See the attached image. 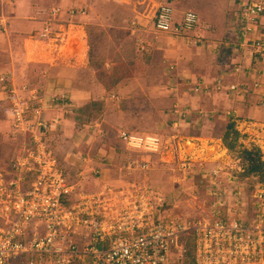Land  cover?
<instances>
[{
	"label": "built area",
	"instance_id": "2783aa9c",
	"mask_svg": "<svg viewBox=\"0 0 264 264\" xmlns=\"http://www.w3.org/2000/svg\"><path fill=\"white\" fill-rule=\"evenodd\" d=\"M57 11L52 8L49 14ZM152 19L155 32L174 37L184 36L198 24L193 11L184 12L175 22L167 3L155 8ZM233 21L240 47H249L251 58L264 56V0L241 3ZM50 33L46 23L39 36L52 40L60 35ZM240 67L235 65L234 72ZM249 70L256 78L264 76V69ZM6 77L0 75V89L7 92L11 125L28 138L11 159L15 178L7 179L0 169V264H11L21 256L25 264H37L46 256L67 262L92 258L93 264H170L171 247L181 251L182 258L186 250L178 243L189 234L194 239L193 264H264V184L257 182L249 193V204L242 205L249 210L245 221L230 214L229 208L209 220L171 215L163 209L160 194L143 181L78 191L79 185L68 182L47 142L46 133L55 130L56 121L42 117V95L28 85L16 89ZM259 85L256 79L254 88ZM242 87L231 84L226 88L240 92ZM202 90L200 84L193 86L194 93ZM118 138L138 154L157 155L163 147L155 134L121 131ZM187 160L182 158L180 165L190 170ZM132 166L145 170L149 162L139 157L129 162L128 168ZM221 168L210 169L215 181L222 182Z\"/></svg>",
	"mask_w": 264,
	"mask_h": 264
},
{
	"label": "rangeland",
	"instance_id": "374dc122",
	"mask_svg": "<svg viewBox=\"0 0 264 264\" xmlns=\"http://www.w3.org/2000/svg\"><path fill=\"white\" fill-rule=\"evenodd\" d=\"M161 1L127 0L126 3H117L112 0H0V20H2L0 33L5 34L6 17L12 14L13 6L14 8L21 5H26L28 8L31 6L34 9V16L38 14L45 16L43 23L49 19L47 23L51 28L56 25V29H51L50 35L54 36L55 33L60 35L55 39L51 37L52 40L45 41L47 45L58 51L67 38L66 14L84 16L80 22H77L83 26L85 31V35H82L87 44L85 70L88 78L93 83H97L100 89L99 100L93 103L95 108H91L90 114L98 123L105 122L104 126L107 128L104 129V133L107 130L108 134H92L90 146L83 151L87 154L92 153L94 157L96 150L105 144L114 148H122L117 140L119 131L155 134L161 138L163 147L159 154L155 156L150 154L144 158L149 162L148 169L139 170L134 166L129 168L125 166L118 170V165L122 162L117 159L107 163L108 166L113 165L114 172L127 175L131 180L147 182L153 190L160 194L164 201L163 209L169 210L171 215L209 220L216 215V212L225 213L229 208L230 214L245 221L248 219L249 210L243 206L249 204V193L256 183V177L243 175L244 164L240 158L239 148L236 147L228 153L222 152L214 155L217 150L212 154L214 156H211L206 153L208 147L202 153L203 150L197 151V146L190 141L195 145L192 149L193 153H190L192 151L185 153L183 145L187 144L186 140L185 138L178 139L181 134H185V130H191L194 123L191 124L190 120L189 124L174 122L175 116L172 111L175 109L173 104H176V100H174L175 92L171 89L177 84L169 80L172 76L168 74V61L174 62V60L166 59L168 57L162 51L163 46L168 43L167 40H163L166 35L155 32L152 25L155 8ZM52 8L58 9L55 14L56 18L51 17V13L49 14ZM58 24H64L66 27L60 28ZM2 28L5 30L2 31ZM73 36L71 34L68 40L72 41ZM0 38L2 39L1 36ZM75 45L73 40L69 46L68 44L61 46L60 50L66 54H74L72 49ZM262 61H264V56H262ZM3 68L0 65V71ZM35 70L32 69L29 73L34 74ZM22 77L24 76L15 75L14 81H8L15 88L28 85L29 88L42 95V91L35 84L23 82L25 78ZM5 98H7V92L0 89V119L7 120L10 127L6 131L3 128L0 129V169L7 179H14V173L11 172V159L15 154L14 150L26 142L28 135L11 125L10 104ZM60 99L62 98L58 95L57 100L60 101ZM55 100L52 99L53 102ZM44 116L46 115L43 112L42 117L47 119ZM57 131L55 129L46 133L47 142L55 157L57 156L60 167L66 173L65 177L68 182L78 184L77 174L83 171L84 167L81 169L77 162L64 163V155L63 158L59 156L53 141L55 134L52 133ZM85 135L82 134L84 138L80 137V139L85 140ZM202 146H205V142ZM140 156L145 157L136 153L132 155V158ZM182 158H188L187 161L192 164L190 170L181 167ZM217 159L223 160L222 168L219 170V178L222 182L215 181L216 177L210 173L213 162ZM71 168L75 170L72 173ZM92 177L95 178L97 175L93 174ZM28 179H30L29 176ZM219 184L220 187H218ZM78 185V191L83 192H91L99 187L97 185L86 187L82 183ZM215 185H217L216 188ZM31 234L28 233V236ZM112 239H106L104 248ZM178 244L183 245L186 251L181 258L179 255L181 251L172 246L169 255L170 264H193V236L189 234L186 239L180 238ZM83 259L73 264H86L89 258ZM11 264H25L24 257L16 258ZM37 264L72 263L67 262V259L59 260L53 256H46Z\"/></svg>",
	"mask_w": 264,
	"mask_h": 264
},
{
	"label": "crops",
	"instance_id": "0c3cea01",
	"mask_svg": "<svg viewBox=\"0 0 264 264\" xmlns=\"http://www.w3.org/2000/svg\"><path fill=\"white\" fill-rule=\"evenodd\" d=\"M248 1L254 0H162L158 5L169 4L173 9L175 22L180 21L186 11H193L198 17L197 26L184 36L174 37L163 33L166 35L163 40L168 43L163 46L162 51L168 57L166 59L174 60L168 61V74L172 76L169 80L177 84L171 89L175 92L176 100L172 111L174 122L189 124L190 120L191 124L194 123L192 129L185 130V134H181L178 139L185 138L186 143L192 141L199 152H205L206 147L215 145L219 150L214 155L228 153L222 137L228 122H234L240 133L237 144L246 148L259 147L262 152L261 160L264 161V76L256 78L253 71L249 70L254 67L264 69V61L262 57L251 58L249 47H240L241 40L233 31V20L240 4ZM126 2L127 0L123 3ZM11 13L6 17L5 34L0 33V65L4 67L0 75L7 74L10 82L15 75L24 76L23 82L33 83L42 91L44 117L56 121L55 129L58 131L52 134H55L53 141L57 153L62 158L64 155L65 164L77 162L81 169L84 167L77 174L78 184L82 183L86 187L99 186L91 191L95 192L104 186L120 187L127 185L129 181H137L114 172L113 165L107 164L114 159L120 160L122 163L118 165V170H121L136 159L132 158L136 153L128 150L118 136L117 140L122 148L105 144L96 150L94 157L92 153L83 151L90 146L92 134H108L107 130L104 133L107 128L104 126L105 122L98 123L90 114L91 108H95L93 103L99 100L100 89L97 83L88 78L85 70L87 44L82 37L85 35L84 28L78 24L84 16L66 14L67 38L61 46H69L73 40L76 43L72 49L74 54H66L60 50L61 46L55 51L46 44V39L39 37L40 29L49 20L43 23V14L34 16V9L26 5L13 6ZM58 26L66 27L64 24ZM51 29H56V25ZM71 34L74 35L72 41L68 40ZM235 65L241 66L240 71L234 72ZM32 69L37 71L31 74L29 72ZM256 79L260 85L254 88ZM196 84H200L204 90L194 93L193 86ZM231 84H243V87L240 92H235L226 88ZM58 95L62 98L60 101L57 100ZM1 128L5 131L10 129L7 120L0 119ZM82 134L88 135H85V140L80 139L84 138ZM204 142L205 146H202ZM140 155L145 156H140L143 159L150 156ZM221 162L222 159H217L213 166L222 167ZM73 171L75 170L71 168L70 172ZM93 174L97 177L93 178Z\"/></svg>",
	"mask_w": 264,
	"mask_h": 264
},
{
	"label": "trees",
	"instance_id": "16d2710c",
	"mask_svg": "<svg viewBox=\"0 0 264 264\" xmlns=\"http://www.w3.org/2000/svg\"><path fill=\"white\" fill-rule=\"evenodd\" d=\"M240 133L236 130L234 122H228L225 132L222 137V142L229 151L236 147L239 148L240 158L244 164L243 175L255 176L256 183L264 184V161L262 159V152L259 147L252 146L246 148L241 144H237ZM72 264L75 262H71ZM86 264H93V259L89 258Z\"/></svg>",
	"mask_w": 264,
	"mask_h": 264
},
{
	"label": "bare ground",
	"instance_id": "6f19581e",
	"mask_svg": "<svg viewBox=\"0 0 264 264\" xmlns=\"http://www.w3.org/2000/svg\"><path fill=\"white\" fill-rule=\"evenodd\" d=\"M195 148V145L194 144H191V143H187L186 145H183V149H184V152L185 153H189L190 151H192V149ZM217 150H219V147L218 146H210L207 148V151L206 153L208 155H212L214 152H216ZM191 153V152H190ZM204 153V152H203Z\"/></svg>",
	"mask_w": 264,
	"mask_h": 264
}]
</instances>
